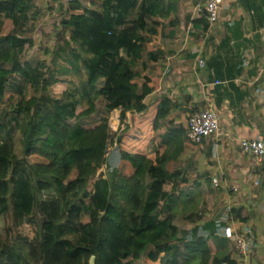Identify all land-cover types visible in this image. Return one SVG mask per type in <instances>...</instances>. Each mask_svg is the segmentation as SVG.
<instances>
[{"label":"trees","instance_id":"trees-1","mask_svg":"<svg viewBox=\"0 0 264 264\" xmlns=\"http://www.w3.org/2000/svg\"><path fill=\"white\" fill-rule=\"evenodd\" d=\"M165 2L60 4L62 38L45 49L48 64L32 67L22 61L34 46L25 34L40 19L34 0H0V219L19 224L47 212L32 242L34 264H89L91 257L94 264H176L166 258L178 250L181 264H236L223 226L179 232L173 224L174 167L186 131L168 122V99L144 104L157 86L144 75L147 64L156 69L160 59L146 47L159 23L147 20L159 18ZM61 82L67 88L56 99L49 89ZM116 110L121 128L112 142ZM109 141L115 147L106 153ZM65 218L79 222L73 227ZM12 250L8 235L0 237V264L6 257L25 264Z\"/></svg>","mask_w":264,"mask_h":264},{"label":"crops","instance_id":"crops-1","mask_svg":"<svg viewBox=\"0 0 264 264\" xmlns=\"http://www.w3.org/2000/svg\"><path fill=\"white\" fill-rule=\"evenodd\" d=\"M151 22L159 27H152L157 34L146 47L160 59L156 69L147 64L144 75L157 86L144 104L168 99L174 109L168 122L185 131L179 120L199 111L210 110L219 120L217 136L183 144L174 167L179 204L173 224L179 232L210 222L223 226L230 260L264 264V159L256 163L239 147L240 140L264 144V0H222L213 25L200 1L166 0ZM239 237L246 243L242 256L235 253ZM182 253L166 259L181 264Z\"/></svg>","mask_w":264,"mask_h":264},{"label":"rangeland","instance_id":"rangeland-1","mask_svg":"<svg viewBox=\"0 0 264 264\" xmlns=\"http://www.w3.org/2000/svg\"><path fill=\"white\" fill-rule=\"evenodd\" d=\"M34 3L40 13V19L36 22L34 30H28L25 34V38H30L34 42V46L27 52L25 58L22 61L29 63L32 67H35L37 63H49L48 59H46L44 55V51L45 49L53 46L54 37L56 39L62 38L57 30H59L58 24L61 18L64 17V11L60 10V3L58 0H34ZM62 4H64V1ZM66 88V83H57L50 87L49 94L52 97L59 99ZM100 112L101 114L103 113L102 111ZM118 112L119 110L112 112V115L109 117V137L110 141L112 140V142L114 136L121 128ZM101 114H98L97 117H99ZM104 115L107 114L103 113L102 117ZM116 122L118 127L115 130ZM179 122H181V126L186 127L187 116H185L183 119H180ZM110 141L107 145V152H110L115 147L114 143L110 144ZM103 171L104 168H102V170H100L98 173L102 174ZM49 198H52L50 194H42L40 197V199ZM67 212L68 211L66 210L62 216L66 217ZM46 213L47 212L43 210H39L35 216L19 224L14 223L9 217L4 218L3 221L0 219V237L3 239L5 235H8L11 246L13 247L12 255H20L22 258L21 262L26 259L23 262L25 264H34L36 262L37 249L36 245L32 242H36V238L38 239L39 226L41 221L46 219ZM64 222L70 226L76 227L79 220L74 218H65ZM21 252H23V255ZM4 262L10 264L9 257H6Z\"/></svg>","mask_w":264,"mask_h":264},{"label":"built area","instance_id":"built-area-1","mask_svg":"<svg viewBox=\"0 0 264 264\" xmlns=\"http://www.w3.org/2000/svg\"><path fill=\"white\" fill-rule=\"evenodd\" d=\"M202 3V12L209 25H213L218 20V13L222 0H198ZM201 64V62H199ZM118 118V117H116ZM118 122V121H117ZM116 122V128L118 124ZM219 133V120L217 116L210 110H203L193 113L188 116L186 122V141L198 146L210 137L217 136ZM239 147L243 152H246L254 158L256 163H261L264 159V144L261 141L240 140ZM211 185L213 188L218 186L217 180L212 179ZM234 192L236 189H232ZM246 251V243L242 237L235 241V253L237 256H242Z\"/></svg>","mask_w":264,"mask_h":264},{"label":"water","instance_id":"water-1","mask_svg":"<svg viewBox=\"0 0 264 264\" xmlns=\"http://www.w3.org/2000/svg\"><path fill=\"white\" fill-rule=\"evenodd\" d=\"M111 115H112V113H111ZM106 153H108V152H107V148H106ZM100 174H101V173H98L97 176H99ZM94 262H95V258H94V257H91L90 260H89V264H94Z\"/></svg>","mask_w":264,"mask_h":264}]
</instances>
